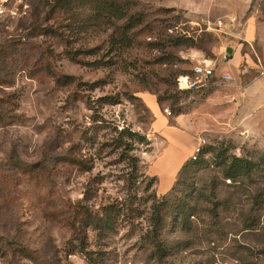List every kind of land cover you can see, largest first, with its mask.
<instances>
[{
    "label": "rangeland",
    "instance_id": "374dc122",
    "mask_svg": "<svg viewBox=\"0 0 264 264\" xmlns=\"http://www.w3.org/2000/svg\"><path fill=\"white\" fill-rule=\"evenodd\" d=\"M26 4L0 23V264H264V144L255 124L242 133L246 108L231 102L264 79L255 66L264 70V0ZM226 16L237 23L224 34L204 32L203 20ZM239 46L208 88L177 89L196 60ZM146 95L169 124L183 118L206 141L165 194ZM71 153L83 164H67ZM154 200L166 223L156 243ZM79 202L96 216L115 207L112 224L74 217Z\"/></svg>",
    "mask_w": 264,
    "mask_h": 264
},
{
    "label": "crops",
    "instance_id": "0c3cea01",
    "mask_svg": "<svg viewBox=\"0 0 264 264\" xmlns=\"http://www.w3.org/2000/svg\"><path fill=\"white\" fill-rule=\"evenodd\" d=\"M239 49L240 46L237 49H232V55L230 57L231 63H235ZM260 65L261 63L258 61L255 66L260 71H264L261 69ZM239 97L240 100H231V102L233 104L240 103L239 105L246 108L242 113L247 116V119L242 122V133H250L255 124L258 135L257 139L261 144H264V79L257 80L243 88V90L240 91ZM143 99L154 117L151 130L154 134L160 135L164 143L162 151L155 163L157 165V167H155V170H157L155 175L159 177L157 185L158 193L165 194L171 189L172 181L176 174L188 161L193 151L197 139H195L190 132L195 130L198 126L195 125L185 128L183 127L185 121L178 116L175 117L174 124H169L168 119L161 114L155 98L146 95ZM248 105H250L249 108L252 110L251 118L248 117L250 113L247 111Z\"/></svg>",
    "mask_w": 264,
    "mask_h": 264
},
{
    "label": "built area",
    "instance_id": "2783aa9c",
    "mask_svg": "<svg viewBox=\"0 0 264 264\" xmlns=\"http://www.w3.org/2000/svg\"><path fill=\"white\" fill-rule=\"evenodd\" d=\"M27 0H0V23L13 20L25 14L27 8ZM17 7L14 8V7ZM237 23L235 16L220 17L214 20L205 19L202 22L203 30L212 34H224L225 28L233 27ZM172 33L171 29H168ZM230 56L224 50L216 60L200 58L195 61L191 70L187 73L180 74L176 78V87L179 91H195L208 88L210 80L214 77L216 65L219 61L228 62ZM260 76L264 75V71L259 72ZM221 83L228 84L232 78L228 74L220 76ZM167 113V112H166ZM169 114V113H167ZM206 141L204 138H198L193 151L190 155L191 161H196L202 155Z\"/></svg>",
    "mask_w": 264,
    "mask_h": 264
},
{
    "label": "trees",
    "instance_id": "16d2710c",
    "mask_svg": "<svg viewBox=\"0 0 264 264\" xmlns=\"http://www.w3.org/2000/svg\"><path fill=\"white\" fill-rule=\"evenodd\" d=\"M120 135L125 136L127 140L133 142H136L138 144H145L148 145L149 143L147 142L145 136L143 135H139L133 132H130L127 129H123L120 132ZM199 159V158H198ZM65 161L67 162V164H69L70 166H75V167H79L81 164H83V162L81 160H78L77 158L72 156V153L70 155H68V158L65 159ZM191 161V159L189 158V160L182 166V168L180 169L183 170L184 167L187 165V163ZM198 161V160H196ZM194 161V162H196ZM236 164L240 165V166H246L245 161L242 160H238L235 159ZM179 171V172H180ZM155 181V178L152 177L150 180V185L153 184V182ZM173 189V188H171ZM155 197V196H154ZM156 198V197H155ZM165 206V202H157L156 200L153 201L152 207H151V211H152V219L150 220L149 223V231L148 234L153 237L152 239L155 241V239H157L160 235V233H162V231L165 228V222L162 218H160V213L161 210L164 208ZM82 213L83 215H85L89 220H91V218H97L98 221H102L103 224L106 227H109L112 224L113 221V217L114 214L116 212L115 207L111 206V205H107L105 206L102 211L101 214L98 216L96 215H92L91 211L88 210L87 207L80 205V202L77 205H74L72 207V213L75 214L74 217H76V215L78 216L79 213ZM189 210H181L180 214L174 216V226H177L179 224L180 218L181 216H185V215H189ZM190 216V215H189ZM156 243V241H155Z\"/></svg>",
    "mask_w": 264,
    "mask_h": 264
},
{
    "label": "water",
    "instance_id": "95a60500",
    "mask_svg": "<svg viewBox=\"0 0 264 264\" xmlns=\"http://www.w3.org/2000/svg\"><path fill=\"white\" fill-rule=\"evenodd\" d=\"M225 51L231 57V55H232V48L226 47Z\"/></svg>",
    "mask_w": 264,
    "mask_h": 264
}]
</instances>
